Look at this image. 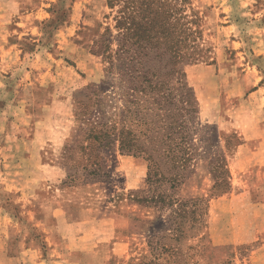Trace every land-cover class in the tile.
I'll use <instances>...</instances> for the list:
<instances>
[{
    "label": "rangeland",
    "instance_id": "obj_1",
    "mask_svg": "<svg viewBox=\"0 0 264 264\" xmlns=\"http://www.w3.org/2000/svg\"><path fill=\"white\" fill-rule=\"evenodd\" d=\"M109 1L0 0V264H264V0H189L164 66Z\"/></svg>",
    "mask_w": 264,
    "mask_h": 264
},
{
    "label": "trees",
    "instance_id": "obj_2",
    "mask_svg": "<svg viewBox=\"0 0 264 264\" xmlns=\"http://www.w3.org/2000/svg\"><path fill=\"white\" fill-rule=\"evenodd\" d=\"M115 3H120L115 16L119 50L130 52L131 59L140 60L148 51L154 54L162 66L165 64V57H169L167 62L173 59L178 63L196 59L187 52L189 41L193 42L192 37L199 33L198 30H192L190 23H194V20L187 19L188 16L182 7L188 4L189 0H110L108 2L110 7ZM180 75L184 76V73L181 71ZM146 77L144 73L142 78ZM79 131L83 133L85 142L93 139L101 146H105L113 140L114 125L113 122L108 125L103 121L84 123V127ZM119 134L120 146L124 147L126 143L121 136L123 134L121 132ZM173 210L177 217L194 213L184 204H178V208Z\"/></svg>",
    "mask_w": 264,
    "mask_h": 264
}]
</instances>
